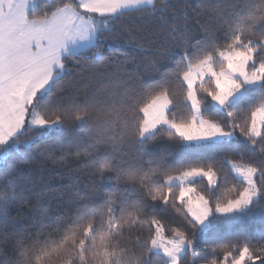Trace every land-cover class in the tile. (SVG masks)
<instances>
[{"label":"snow or ice","instance_id":"6c2138e0","mask_svg":"<svg viewBox=\"0 0 264 264\" xmlns=\"http://www.w3.org/2000/svg\"><path fill=\"white\" fill-rule=\"evenodd\" d=\"M0 264H264V0H0Z\"/></svg>","mask_w":264,"mask_h":264},{"label":"trees","instance_id":"16d2710c","mask_svg":"<svg viewBox=\"0 0 264 264\" xmlns=\"http://www.w3.org/2000/svg\"><path fill=\"white\" fill-rule=\"evenodd\" d=\"M13 215H15V213H13Z\"/></svg>","mask_w":264,"mask_h":264}]
</instances>
